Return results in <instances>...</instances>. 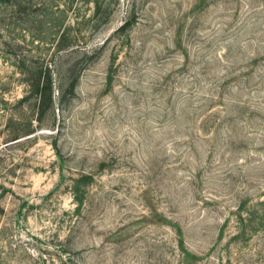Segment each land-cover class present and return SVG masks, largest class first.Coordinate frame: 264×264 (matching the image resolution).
Masks as SVG:
<instances>
[{"label": "rangeland", "instance_id": "374dc122", "mask_svg": "<svg viewBox=\"0 0 264 264\" xmlns=\"http://www.w3.org/2000/svg\"><path fill=\"white\" fill-rule=\"evenodd\" d=\"M0 264H264V0H0Z\"/></svg>", "mask_w": 264, "mask_h": 264}]
</instances>
